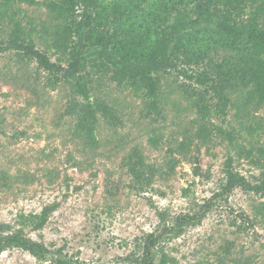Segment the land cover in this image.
<instances>
[{"label":"rangeland","instance_id":"obj_1","mask_svg":"<svg viewBox=\"0 0 264 264\" xmlns=\"http://www.w3.org/2000/svg\"><path fill=\"white\" fill-rule=\"evenodd\" d=\"M44 2L17 0L16 18L33 32L35 48L65 64ZM142 5L151 7L150 1ZM186 5L190 9L194 3ZM8 23L0 26V222L15 223L20 214L58 202L42 229L26 227L31 238L51 249L62 247L83 264H137L127 256L140 255L141 238L160 228L159 212L168 222L182 214H203L200 222L163 242L176 259L170 264H264V194L240 187L222 191L228 167L252 183L263 176L264 105L244 113L233 104L220 109L209 88L210 114L204 122L212 133L206 141L193 139L183 151L181 142L188 143L201 125L194 102L205 89L190 74L207 66L180 64L160 73L161 115L148 112L141 91L118 85L110 71L89 67L92 95L112 105L118 120L101 117L98 141L88 143L76 132L75 117L64 114L69 85H48V73L36 59L1 50L11 30ZM232 54L221 48L211 58L218 62ZM134 146L155 170L144 190L133 186L123 164ZM0 264L41 263L29 251L12 248L0 253Z\"/></svg>","mask_w":264,"mask_h":264},{"label":"trees","instance_id":"obj_2","mask_svg":"<svg viewBox=\"0 0 264 264\" xmlns=\"http://www.w3.org/2000/svg\"><path fill=\"white\" fill-rule=\"evenodd\" d=\"M16 1L0 0V26L8 20L11 27L1 50L15 49L22 58L36 59L39 67L48 73V85H69L70 97L64 114L75 117L76 132L88 143L98 141L96 131L101 117L109 122L118 120L112 105L92 95L89 67L110 71L118 85L141 91L148 112L161 115L160 73L179 68L180 64L207 66L199 73L190 74L205 89L194 102L202 114L201 125L194 137H187L188 143L181 142L183 151L193 139L206 141L212 133L204 122L210 114V106L205 101L209 88L215 91L216 106L220 109L233 104L244 113L253 105H264V0H168L164 3L45 0L53 23L52 39L66 55L65 64L52 61L46 52L35 48L33 32L16 18ZM144 1H150L151 7L143 6ZM190 3L194 5L187 9L186 4ZM248 7L250 11H246ZM245 14H249L246 19ZM221 48L235 54L215 62L211 52ZM212 67L215 71L210 70ZM241 124L245 125V121ZM245 153L251 154L252 150L247 149ZM123 161L136 189L144 190L152 185L155 170L138 146H134ZM195 169V173L200 174V166L196 164ZM226 175L228 181L223 185V192L240 187L247 192L264 194V173L258 183L250 182L231 167L226 169ZM58 205L54 202L40 212L20 214L15 223L0 222V253L21 248L41 264H83L65 253L64 248L51 249L26 231L27 226L32 230L42 229ZM241 215L250 219L245 213ZM159 217L160 228L144 235L137 245L141 254L134 258L129 255L127 259L137 264L176 263V259L165 252L163 242L180 235L185 225L200 222L203 214H182L172 222H168L164 212H159Z\"/></svg>","mask_w":264,"mask_h":264}]
</instances>
